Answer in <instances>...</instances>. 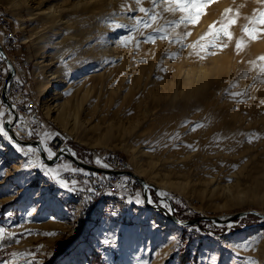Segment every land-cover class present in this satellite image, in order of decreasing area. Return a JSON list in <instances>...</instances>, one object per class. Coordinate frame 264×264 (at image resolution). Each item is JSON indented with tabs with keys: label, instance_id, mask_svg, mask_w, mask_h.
<instances>
[{
	"label": "rangeland",
	"instance_id": "rangeland-1",
	"mask_svg": "<svg viewBox=\"0 0 264 264\" xmlns=\"http://www.w3.org/2000/svg\"><path fill=\"white\" fill-rule=\"evenodd\" d=\"M141 6L151 8L152 0L140 5L136 0H0V13L7 15L19 45L7 52L23 62L40 108L36 118L31 115L33 126L18 113L15 134L40 139L44 150L61 137L62 146L98 167L97 154L121 153L135 176L164 189L183 221L250 208L264 213V61L258 59L264 56V33L252 40L242 32L254 10H264V0H212L197 23L168 29L173 40L190 32L183 43L192 45L214 22L219 27L234 20L231 38L221 36L217 46L205 50L169 39L145 42L144 36L179 13H163L151 28L130 32L135 17L145 15L134 11ZM52 7L57 12L48 15ZM225 9H231L227 16ZM58 14L63 19L55 22L52 16ZM126 35L131 41L124 46L119 40ZM50 36L57 39L44 56L59 76L53 90L42 94L37 84L46 74L39 61ZM210 41L211 35L201 43ZM44 103H57L52 115ZM0 111L4 120L1 97ZM58 112L66 125L56 119ZM60 160H68L70 168ZM36 162L48 169L49 186L86 169L64 156L47 164L39 152L26 156L0 137V228L5 229L0 264H249L250 257L264 264V222L258 216L236 220L231 229L208 220L184 227L149 207L141 188L134 196L138 208L80 226L89 219L75 223L50 191L28 183ZM150 197L160 202L153 189ZM244 244L246 249L237 247Z\"/></svg>",
	"mask_w": 264,
	"mask_h": 264
},
{
	"label": "snow or ice",
	"instance_id": "snow-or-ice-1",
	"mask_svg": "<svg viewBox=\"0 0 264 264\" xmlns=\"http://www.w3.org/2000/svg\"><path fill=\"white\" fill-rule=\"evenodd\" d=\"M212 0H152V7L151 8H144V7H138L134 11H139L144 13L145 15L143 17H135L136 24L131 27L130 32H136L141 27L144 28H151L153 22L157 21L158 19H161L163 16V13H170V14H176L179 13V17L177 19L173 20H167L165 23L157 28H154L151 33L144 36L145 42H155V39H169V42H177L180 43L181 47H191L193 50H195L197 47H199L202 50L207 49L210 46H217L215 45V40L220 38L221 36H226L229 39L231 38V33L228 31L229 26L232 23H235L234 20H229L228 23H221L219 27H216V22H214L213 25L209 26L208 32H206L204 35L200 37L199 40L194 42L192 45H186L183 43V39L187 36H189L191 33L188 31H184L181 34H177L175 39H170L168 37V29L170 28H176L180 25H188V24H195L198 22L199 17L204 14L205 7L211 3ZM136 4L140 5L141 0H136ZM157 8H162V12L156 11ZM231 11V9H225L224 15L227 16L228 13ZM248 23L244 25L242 28V32L246 33L249 39L255 40L259 38L260 33H264V10H254L253 16L248 18ZM115 28H123L128 27L127 25L122 24H115ZM212 36V41L208 45L202 44L201 41H203L207 36ZM131 41V37L129 35L120 37L119 42L123 44L124 46L127 45L128 42ZM244 43V40L241 38L236 43V48L239 51L242 47V44ZM136 46H139V41H136ZM226 46V45H223ZM199 55V52L196 53ZM207 54H214L211 52H208ZM177 55V53H172L171 57L174 58ZM204 57L201 56V59ZM261 61H264V56L258 58ZM261 71L264 72V66L261 67ZM235 85H233L234 87ZM233 96L242 95V93H231ZM5 113L3 111H0V137L6 138L9 140V142L13 143L17 151L23 152L26 156L30 153L38 152V148H34L32 146L22 147L19 143H16V141L13 140L12 136L9 135V131L5 129V121L2 119L4 117ZM7 123H12L11 119H8ZM199 126V125H198ZM195 130V128H193ZM33 133L30 131L29 135H32ZM48 134L45 133V136ZM251 140V136H249V141ZM45 151L48 152V156L51 159L55 153L52 152L50 148H45ZM31 164L32 161H29ZM107 166V165H105ZM49 173H51V169H49ZM58 175V174H57ZM62 187H68V182L65 180H59L58 181ZM72 184L75 185L76 181H72ZM69 190H75L74 188H70ZM166 195V194H163ZM139 202V201H137ZM167 207V205H165ZM235 225L229 224L227 227L231 229ZM9 236H14V233H9ZM46 235H55V233H46ZM5 239V229L0 228V242L4 241ZM19 241H17L18 243ZM237 247H243L247 248L248 244L244 245H238ZM249 264H256V262L250 257L249 258Z\"/></svg>",
	"mask_w": 264,
	"mask_h": 264
},
{
	"label": "built area",
	"instance_id": "built-area-1",
	"mask_svg": "<svg viewBox=\"0 0 264 264\" xmlns=\"http://www.w3.org/2000/svg\"><path fill=\"white\" fill-rule=\"evenodd\" d=\"M0 43L3 48V44H13L14 50L19 49V45L16 43V39H10V29L4 24L2 13H0ZM11 60L15 72L8 86L7 99L16 106V109L20 117L26 121V124L33 126L32 113L39 112L33 105L32 90L26 83V78L22 73V61L17 59V54L6 56ZM7 73V62L0 57V93L4 83V79ZM38 130H35L37 132ZM60 145L58 146V144ZM63 145L61 137H57L55 140L48 144V147L53 151L60 149ZM99 166L108 168L115 172H104L95 169H76V171L67 173L64 175L67 182L72 184V181H76L73 185L75 190L83 194L82 208L84 212H89V203H91L98 193H118L123 198L135 199L134 196L139 194L141 189V181L133 178L132 174L123 173V171H129V167L124 165V161L114 157L110 153L97 154ZM107 165V166H105ZM121 172V173H116ZM136 201V200H135Z\"/></svg>",
	"mask_w": 264,
	"mask_h": 264
},
{
	"label": "water",
	"instance_id": "water-1",
	"mask_svg": "<svg viewBox=\"0 0 264 264\" xmlns=\"http://www.w3.org/2000/svg\"><path fill=\"white\" fill-rule=\"evenodd\" d=\"M0 57L5 59L7 62V73H6V77L4 79V83L2 85L1 93H0L2 103L6 106V111H7V115L4 118L5 129L7 131H9V135L12 136L13 140L16 141V143H19L20 145H28L29 144V145H33L36 148H38L39 149L38 152L41 156V159L50 165L56 163L60 159V157L64 156V157H67L68 159H70L72 162H74L75 165L77 164L78 166L86 168V169H90V170L95 169V170H101L104 172L112 171L110 169L106 170V169L98 167L94 164H89V163L81 160L80 158H78L76 153H74L70 149V147L68 145H64V146L60 147V149H58L56 151L55 155L50 159L47 152H45L40 139L31 138V139L25 140V139L18 137L15 134V132L13 130V125L15 124V121L17 119L18 112H17L16 106H14V104L7 99V91H8L7 89H8L10 82H11V79L15 75L14 74L15 69H14V66H13L11 60L6 58V55H5L4 50L1 46V43H0ZM11 113L13 114V117L11 119L12 123H7L8 119H9V115ZM32 117L36 118V115L34 112L32 113ZM112 172H115V171H112ZM116 173H121V172H116ZM123 173L133 174L131 171H123L121 174H123ZM137 178L139 179V181H141L142 193H143V197H145L146 204L149 207H152L153 209L162 212L167 218L177 222L178 224H180L181 226H184V227L188 226V225H192V224L198 225L199 222H201L203 220L211 221L215 225H221L222 224V225L228 226L229 224H235L236 220H239V219L246 217L250 214H253L255 216H258L259 218L264 219V213H262L256 209L250 208L249 210L238 211V212H234L231 214H225V213L219 214V216H210V215L203 213V214H200L198 216H195L193 218H190V219L183 221V220L179 219L177 217L176 213L174 212L173 201L169 196L164 195L162 197H159L156 194V191H157L156 185H153L152 183H148L147 181H145L140 176ZM150 189H153L156 197H158L160 199L159 203H151L149 201L151 198L150 197ZM165 202H168V204H169L168 209L164 205Z\"/></svg>",
	"mask_w": 264,
	"mask_h": 264
},
{
	"label": "bare ground",
	"instance_id": "bare-ground-1",
	"mask_svg": "<svg viewBox=\"0 0 264 264\" xmlns=\"http://www.w3.org/2000/svg\"><path fill=\"white\" fill-rule=\"evenodd\" d=\"M14 3H16V0H14ZM48 11H49L48 15L49 14L53 15L54 13L57 12V9L55 7H52V9L49 8ZM2 17L4 19V24H6V26L9 27V29H10V39H15L16 31L12 27L7 15L2 13ZM52 17L55 20V22L61 21L63 19V17L59 16V14L56 16H52ZM57 33H60V30H56L55 35H57ZM55 39H57V37H54V39H52V36H50L49 39L47 40V43L44 44L42 46V49H41L42 58L39 61V64H40V68L45 70L46 75H45V78L42 79V81H40L37 84V90L42 94H44V92H42L44 90H47V91L53 90V89H51L50 85H52L53 83H56L57 82L56 79L59 76L58 73H56L55 71H53L51 69L52 61L48 60L44 56L46 54V52L49 50V46H51L53 44L52 40H55ZM22 43H24V42L22 41ZM12 47H13V44H3V50H4V53L6 56H10L9 53L7 52V50H9ZM19 58L20 57H17V59L20 61ZM22 73H23V68H22ZM34 75L36 78H38V76H39V74L36 72H34ZM204 79H205V77H204ZM62 82L66 83V81H64V80ZM26 83L28 86L31 85V82H29L27 79H26ZM32 97H33V105L36 107V109H38L40 111V108L37 105V101L34 98L33 92H32ZM47 99L50 100L51 97L47 98ZM45 101H47V100H45ZM44 105L46 106V112L49 115H52L54 113V111H53L54 107L58 106L57 103H54L51 105L48 103H44ZM55 117L63 125H66L68 122V120L65 116L61 117V114L59 115V112L55 115ZM10 118H11V116L9 115V119ZM105 153H110L114 157L119 158V160L124 161V165H127L129 167V171H131V172L133 171L132 166H130L131 163H129L130 160L128 161L126 159L127 158L126 156H122V155H120L121 153L119 154V153L114 152V151H107ZM137 174H138V172H137ZM138 175H140V174H138ZM132 176L134 179L139 180L137 178V176H135L134 174H132ZM165 193L166 192L164 191V189H162L161 187H157L156 194L159 197L164 196L163 194H165ZM95 198L96 199H94L91 203H89V212H84V209L82 208V203H81L82 201H84L83 194L78 192V191L74 192V191L70 190L68 203L70 204V214L72 215V218H73L75 223L83 222V221L90 219L93 216V211H95V210L99 211V214L109 216L110 213L121 212L124 208H133L134 209V208H138L140 206L135 201V199H129L126 197L123 198L122 196L118 195V193H111V192L98 193ZM149 201L151 203H153L151 201V199ZM261 220L264 222V219H261Z\"/></svg>",
	"mask_w": 264,
	"mask_h": 264
},
{
	"label": "crops",
	"instance_id": "crops-1",
	"mask_svg": "<svg viewBox=\"0 0 264 264\" xmlns=\"http://www.w3.org/2000/svg\"><path fill=\"white\" fill-rule=\"evenodd\" d=\"M45 124H43L44 126ZM42 126V127H43ZM63 162V163H62ZM62 163V165L64 167L70 168V163L68 160H60L59 164ZM46 170H48L47 168H43L41 166H39V163L36 164L32 167V170L29 174V181L28 183H32L35 182L37 184H41V188L43 189V192L45 191L44 189H46V192L52 194V196L54 197V199H59L60 203H62L64 210L63 212H67V215H69V218H72V215L70 214V204L68 203V198H69V194H70V187H62L59 183H54V186H49L48 184H46L48 182V180L46 181L47 176H45V174L47 173ZM38 175V176H37ZM45 193V192H44ZM57 195V196H55ZM113 215H118V213H113ZM102 216V214H99V211L95 210L93 211V218L89 219L85 224H82L80 226L83 225H87L88 223H91L93 219H96L98 217ZM104 217V216H102ZM107 218V217H106Z\"/></svg>",
	"mask_w": 264,
	"mask_h": 264
},
{
	"label": "trees",
	"instance_id": "trees-1",
	"mask_svg": "<svg viewBox=\"0 0 264 264\" xmlns=\"http://www.w3.org/2000/svg\"><path fill=\"white\" fill-rule=\"evenodd\" d=\"M22 147H27V145H22Z\"/></svg>",
	"mask_w": 264,
	"mask_h": 264
}]
</instances>
